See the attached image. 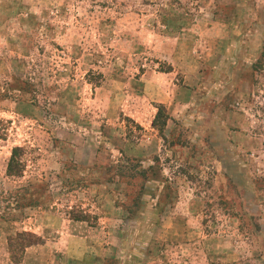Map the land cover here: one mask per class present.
I'll return each mask as SVG.
<instances>
[{
    "label": "rangeland",
    "instance_id": "obj_1",
    "mask_svg": "<svg viewBox=\"0 0 264 264\" xmlns=\"http://www.w3.org/2000/svg\"><path fill=\"white\" fill-rule=\"evenodd\" d=\"M0 264H264V0H0Z\"/></svg>",
    "mask_w": 264,
    "mask_h": 264
},
{
    "label": "trees",
    "instance_id": "obj_2",
    "mask_svg": "<svg viewBox=\"0 0 264 264\" xmlns=\"http://www.w3.org/2000/svg\"><path fill=\"white\" fill-rule=\"evenodd\" d=\"M32 100V99H31ZM33 101V100H32ZM165 112H163L162 107L158 108V111L156 113V116L153 120V126H158L160 131L163 129V126L165 124ZM23 149L20 146H14L11 149V154L9 157V160L7 162L6 166V175L12 176V177H18L21 176L24 170V163L22 162L21 156H22ZM124 157V155H123ZM126 160L130 161L131 163L135 161V158L126 157ZM138 163H133L132 167H137ZM141 172V171H140ZM28 235H31V233H27ZM32 243L23 245L21 250L25 249L27 246L31 245Z\"/></svg>",
    "mask_w": 264,
    "mask_h": 264
},
{
    "label": "crops",
    "instance_id": "obj_3",
    "mask_svg": "<svg viewBox=\"0 0 264 264\" xmlns=\"http://www.w3.org/2000/svg\"><path fill=\"white\" fill-rule=\"evenodd\" d=\"M70 221V220H69ZM32 248V247H31ZM28 250V249H27Z\"/></svg>",
    "mask_w": 264,
    "mask_h": 264
}]
</instances>
